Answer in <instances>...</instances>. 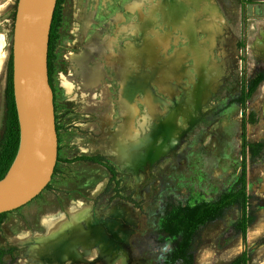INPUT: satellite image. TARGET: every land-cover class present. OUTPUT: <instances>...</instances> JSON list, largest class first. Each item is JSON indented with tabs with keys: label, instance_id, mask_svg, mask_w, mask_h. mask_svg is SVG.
Instances as JSON below:
<instances>
[{
	"label": "rangeland",
	"instance_id": "1",
	"mask_svg": "<svg viewBox=\"0 0 264 264\" xmlns=\"http://www.w3.org/2000/svg\"><path fill=\"white\" fill-rule=\"evenodd\" d=\"M246 1L63 0L52 75L58 162L49 187L6 214L8 264L163 263L171 241L152 235L167 205L212 200L236 184L243 110L234 101L244 75L264 72V24L246 6L244 36ZM17 2L0 15L11 43ZM106 91L112 127L98 150L85 114ZM247 106L257 118L248 140L264 142V82ZM94 154L115 166L120 193L115 184L105 192L102 166L67 162ZM247 186V240L233 229L241 212L232 207L200 231L194 264H230L244 251L247 264H264V152L248 156ZM74 210L88 217L80 227L60 219Z\"/></svg>",
	"mask_w": 264,
	"mask_h": 264
},
{
	"label": "water",
	"instance_id": "2",
	"mask_svg": "<svg viewBox=\"0 0 264 264\" xmlns=\"http://www.w3.org/2000/svg\"><path fill=\"white\" fill-rule=\"evenodd\" d=\"M58 0H18L13 29V90L20 128L16 157L0 180V214L35 200L53 179L59 156L50 33Z\"/></svg>",
	"mask_w": 264,
	"mask_h": 264
},
{
	"label": "trees",
	"instance_id": "3",
	"mask_svg": "<svg viewBox=\"0 0 264 264\" xmlns=\"http://www.w3.org/2000/svg\"><path fill=\"white\" fill-rule=\"evenodd\" d=\"M62 4L63 0H58L55 10L49 44V76L50 83L53 85V61L56 58L54 51L59 38L58 29L62 22ZM244 47V46H243ZM264 82V73L258 74L248 80L245 75L241 83L239 97L234 101L239 104L243 110L241 120V171L236 184L212 200H200L194 203L173 202L170 203L163 214L160 216V224L162 230L174 241L176 248L172 253L171 261H184L185 264H193L194 257L190 254L194 240L200 231L209 224L220 219L226 211L232 207H238L241 212V217L235 225V229L240 231L244 241L247 240L248 228L251 224V216L249 215L250 196L247 186V159L248 149H253L252 157L258 156L261 144H253L249 142L247 137L248 124L257 122L256 114L253 111L247 112L248 101L255 95L258 88ZM55 92V91H54ZM6 113L3 124V130L0 138V180L4 178L9 168L11 167L20 143V128L18 115L15 105L14 90H13V55L11 54L9 62V78L6 89ZM57 130H59L57 125ZM84 161L103 166L110 174V179L105 189V192L110 190L112 184H115L114 191L118 194L119 191V176L115 166L110 163L102 155L78 156L72 160H67L68 163ZM49 187V185H48ZM129 199V198H128ZM131 202L130 200H128ZM135 204V203H134ZM7 213L0 214V232L1 225L4 222ZM15 249H6L0 247V264H8L6 257H11L14 260ZM249 256L247 251L242 252L230 264H247ZM13 262V261H12Z\"/></svg>",
	"mask_w": 264,
	"mask_h": 264
},
{
	"label": "crops",
	"instance_id": "4",
	"mask_svg": "<svg viewBox=\"0 0 264 264\" xmlns=\"http://www.w3.org/2000/svg\"><path fill=\"white\" fill-rule=\"evenodd\" d=\"M11 0H0V15L3 16L7 13L10 7ZM246 6L249 11V17L258 20L257 25L264 24V0H247L243 4V34L245 36L247 30L246 24ZM4 26H6L4 20H1V30H0V138L3 130V124L5 120L6 113V89L8 85L9 78V62L12 54V43L9 34L4 30ZM248 28L247 35L250 37L253 35V31ZM243 45H245L243 43ZM254 50H256L257 46H252ZM264 73V72H261ZM259 73V74H261ZM112 94L111 92L106 91L105 94H101V97L98 96L96 99V104L90 111L87 108L86 111V130L92 131V133L87 134L86 136L94 138L96 141V147L99 150V147L103 143V141L107 140L108 136V124L112 127V110H113V102H112ZM77 124V123H76ZM79 125H83V123H79ZM92 125V126H91ZM111 130V129H110ZM112 133V132H111ZM97 150V151H98ZM95 155V154H94ZM81 156H92V155H81ZM81 203L75 202V205L80 206ZM88 205V203L86 204ZM75 209V208H74ZM73 216H62L60 219L63 221L71 220L75 222L74 227L79 226L78 221L86 220L88 217H81V211H76L72 213ZM65 215V214H64ZM78 220V221H77ZM71 226V225H69ZM69 226H66L69 228ZM80 227V226H79Z\"/></svg>",
	"mask_w": 264,
	"mask_h": 264
},
{
	"label": "flooded vegetation",
	"instance_id": "5",
	"mask_svg": "<svg viewBox=\"0 0 264 264\" xmlns=\"http://www.w3.org/2000/svg\"><path fill=\"white\" fill-rule=\"evenodd\" d=\"M257 76V75H256ZM252 79V78H251ZM239 97V96H238ZM237 97V98H238ZM236 98V99H237ZM239 105V104H238ZM240 106V105H239ZM241 107V106H240ZM243 117V116H242ZM240 141H241V147H240V155H241V152H242V138H241V132H240ZM249 142H251V143H253V144H261V148H260V151H259V153H258V156H256V157H252V152H253V149H248V156L250 157V158H252V159H254V158H257V157H259L263 152H264V142L263 141H249ZM95 155H101V154H95ZM103 156V155H102ZM105 157V156H104ZM106 158V157H105ZM107 159V158H106ZM108 160V159H107ZM247 163H248V159H247ZM93 164V163H92ZM98 165V164H97ZM101 166V165H100ZM103 167V166H102ZM104 168V167H103ZM107 170V169H106ZM169 205V204H168ZM167 205V206H168ZM166 210V209H165ZM164 213V212H163ZM161 216V215H160ZM235 225H236V223L234 224V226H233V229L237 232V233H240V231H238V230H236L235 229ZM241 234V233H240ZM242 235V234H241ZM154 238H157L156 240L158 241V240H161L162 238L163 239H165V238H169V236L162 230V227H161V224H160V217H159V219H158V228H157V230L155 231V233L152 235V239L153 240H155ZM169 240L171 241V246H170V250H169V252H168V254H167V256H166V260H165V262H163V263H157V262H155V261H153V264H185V262L184 261H175V262H172L171 261V257H172V253L174 252V250H175V248H176V245H175V243H174V241L173 240H171L170 238H169ZM190 254L191 255H193V253H192V248H191V250H190ZM194 257V256H193ZM193 264H194V261H193Z\"/></svg>",
	"mask_w": 264,
	"mask_h": 264
}]
</instances>
